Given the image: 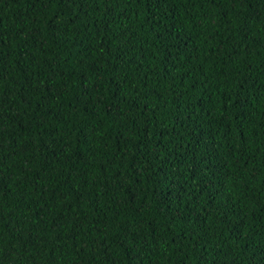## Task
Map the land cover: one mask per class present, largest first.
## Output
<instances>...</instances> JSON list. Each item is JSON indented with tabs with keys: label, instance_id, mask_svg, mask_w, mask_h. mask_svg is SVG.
Instances as JSON below:
<instances>
[{
	"label": "trees",
	"instance_id": "1",
	"mask_svg": "<svg viewBox=\"0 0 264 264\" xmlns=\"http://www.w3.org/2000/svg\"><path fill=\"white\" fill-rule=\"evenodd\" d=\"M0 264H264V0H0Z\"/></svg>",
	"mask_w": 264,
	"mask_h": 264
}]
</instances>
